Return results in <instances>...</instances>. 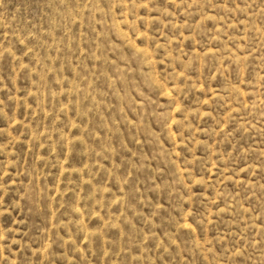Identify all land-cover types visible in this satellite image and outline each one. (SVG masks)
Segmentation results:
<instances>
[{"label": "rangeland", "instance_id": "rangeland-1", "mask_svg": "<svg viewBox=\"0 0 264 264\" xmlns=\"http://www.w3.org/2000/svg\"><path fill=\"white\" fill-rule=\"evenodd\" d=\"M0 264H264V0H0Z\"/></svg>", "mask_w": 264, "mask_h": 264}]
</instances>
